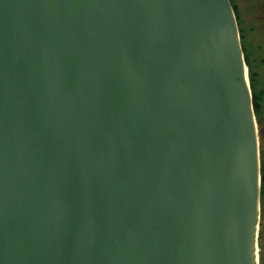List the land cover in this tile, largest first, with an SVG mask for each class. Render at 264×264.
Masks as SVG:
<instances>
[{
  "label": "water",
  "instance_id": "obj_1",
  "mask_svg": "<svg viewBox=\"0 0 264 264\" xmlns=\"http://www.w3.org/2000/svg\"><path fill=\"white\" fill-rule=\"evenodd\" d=\"M259 147L229 0H0V264H259Z\"/></svg>",
  "mask_w": 264,
  "mask_h": 264
},
{
  "label": "trees",
  "instance_id": "obj_2",
  "mask_svg": "<svg viewBox=\"0 0 264 264\" xmlns=\"http://www.w3.org/2000/svg\"><path fill=\"white\" fill-rule=\"evenodd\" d=\"M233 8L244 55L245 64L248 70V80L253 99L254 114L258 126L260 141V174H261V196H260V228L258 234L259 264H264V60L259 55L262 49L255 47L250 40V32H259L264 38V0H254L250 6L254 13L243 2L240 7L238 0H229ZM239 10L246 16L242 17Z\"/></svg>",
  "mask_w": 264,
  "mask_h": 264
},
{
  "label": "rangeland",
  "instance_id": "obj_3",
  "mask_svg": "<svg viewBox=\"0 0 264 264\" xmlns=\"http://www.w3.org/2000/svg\"><path fill=\"white\" fill-rule=\"evenodd\" d=\"M245 3L247 5V7L250 8L251 15L252 13H254L253 9L251 8L250 4L254 3V0H238V3L240 5V7H242V3ZM240 14L242 15V17H246L240 10H239ZM250 40H252V42L254 43L255 47H259V50H263L262 53L261 51H259V55L261 56V58L264 60V38H262L260 36V33L255 31V32H250L249 34ZM264 66V65H263ZM262 72L264 74V67L262 68ZM263 124H264V116H263ZM260 143V141H259ZM260 148V147H259ZM260 223H261V218H260ZM264 223V222H263Z\"/></svg>",
  "mask_w": 264,
  "mask_h": 264
}]
</instances>
